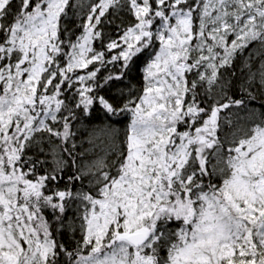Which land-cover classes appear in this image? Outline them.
Here are the masks:
<instances>
[{
	"label": "snow or ice",
	"instance_id": "1",
	"mask_svg": "<svg viewBox=\"0 0 264 264\" xmlns=\"http://www.w3.org/2000/svg\"><path fill=\"white\" fill-rule=\"evenodd\" d=\"M0 264H264V0H0Z\"/></svg>",
	"mask_w": 264,
	"mask_h": 264
}]
</instances>
